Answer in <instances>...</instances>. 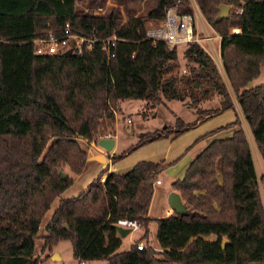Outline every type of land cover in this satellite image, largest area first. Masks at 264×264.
Returning <instances> with one entry per match:
<instances>
[{
    "label": "trees",
    "instance_id": "trees-1",
    "mask_svg": "<svg viewBox=\"0 0 264 264\" xmlns=\"http://www.w3.org/2000/svg\"><path fill=\"white\" fill-rule=\"evenodd\" d=\"M177 1L155 0L145 16L123 22L114 12L79 13L77 0H0V264H41L36 239L57 199L43 252L68 239L80 261L264 264V199L250 142L251 135L264 163V83L251 85L264 66V0H196L222 37L229 85L199 42L186 45L187 68L180 71L177 47L147 38V24L163 20ZM221 3L231 5L228 17L218 16ZM178 10L192 13L191 1L180 0ZM67 22L82 34L116 35L114 55L108 58L101 43L81 55L34 53L33 38L60 32ZM236 27L241 32H233ZM233 94L250 135L236 115L197 138L212 137L184 176L172 182L189 212L156 218L159 249L147 243L139 250L137 241L120 251L115 224L137 219L144 229L140 239H148L154 182L173 162L141 160L123 173L107 174L106 167L77 196L61 197L87 164L79 139L90 145L107 131L114 134L120 101L140 99L154 109L180 100L197 117L191 122L178 117L174 126L138 133L136 143L112 154L113 162L234 109ZM216 95L219 106L203 108ZM226 129H232L229 136L216 137ZM66 167L71 174L63 178Z\"/></svg>",
    "mask_w": 264,
    "mask_h": 264
},
{
    "label": "rangeland",
    "instance_id": "rangeland-1",
    "mask_svg": "<svg viewBox=\"0 0 264 264\" xmlns=\"http://www.w3.org/2000/svg\"><path fill=\"white\" fill-rule=\"evenodd\" d=\"M78 4V12L82 14H95V15H108L110 13H116L123 22H125L129 16H145L148 11L154 6L155 0H77ZM196 22L203 30H210L212 34V29L208 26V24L201 20L199 14L196 11ZM126 19V20H124ZM151 23L147 24V27L150 26ZM204 33L200 32V36H203ZM214 40L217 41L216 38ZM186 48L185 44L177 46V52L179 60L181 61L182 71L186 67V59L184 57V50ZM184 66V67H183ZM264 81V80H263ZM264 83V82H262ZM234 97V96H233ZM235 100V98H234ZM145 101L140 99H126L123 100L117 109V121L115 130L117 131V148L119 151L126 149L130 145L134 144L138 140L139 131L148 132L157 129L165 128L166 126H174L176 124V119L178 117L182 118L185 122H191L196 119L197 113L194 108L187 106L184 102L180 100H171L168 106L158 105L156 108L152 109L149 107H145ZM220 104V98L218 95L214 96L212 99L204 102L203 108H211L217 107ZM230 115V116H229ZM235 112L231 110L229 113L223 115L224 117H211L207 119L201 127L197 130V126L182 133L180 136L175 138L174 140L169 139V137H162L155 141L149 142L143 146L138 147L134 151H132L127 156L118 160V169L126 170L129 167L135 165L138 161H141L143 158H150L155 160H160L165 158L169 161L170 154L177 152L180 147H184L183 151L176 156L172 164L168 165L166 169L159 174V176L164 180L163 184L154 186V194L151 201V221L149 223V237L148 239H140L144 233V229L140 228L138 230H132L128 232L125 236H122V244L120 247V251L128 250L132 244L135 242L145 241L150 246L159 249V243L156 237L157 234V222L156 217H159L162 213H166V205L165 203V193L168 189L172 188V182L176 179H180L185 174L186 165L188 162V158L192 154H198L204 147L203 145L207 142L206 138L201 139L199 141L197 139V133L201 128H204L203 134L207 131H210L216 127H218V123L226 124L228 121V117H235ZM128 117V118H127ZM126 119H130L127 121ZM241 119L243 123L246 124L243 114L241 113ZM200 125V124H199ZM110 134L113 136L110 131L105 132L104 134ZM136 133V134H135ZM201 133V135H202ZM134 134V135H133ZM231 131L226 129L221 131L216 137H225L229 136ZM250 135V134H249ZM199 137V136H198ZM100 139V137L98 138ZM170 140L174 141L172 151L169 155L165 153L168 152L171 147ZM171 141V142H172ZM81 146L87 150L89 153L91 149H96L88 144V142L82 138L79 139ZM195 142V144H193ZM193 144V145H192ZM252 149H253V157L255 161V165L257 168V172L261 182V189L264 199V163L259 155L254 142L251 139ZM192 145V146H190ZM190 147V148H189ZM189 148V149H188ZM117 153V152H116ZM173 157V156H172ZM170 157V159L172 158ZM178 158V159H177ZM176 159V160H175ZM68 171V167H66V172ZM93 173V167L90 165L81 173V177H78L74 184L67 188L61 197H74L77 196L80 192H82L86 187V181L91 177ZM59 199L55 200L52 204L51 208L45 215L42 220L40 229H39V237L36 239V249L35 256H38L41 260V264H78L79 259H76L73 255L72 243L70 240L65 239L59 241L57 246L53 248L56 252L62 254V258L56 262L53 260V254H50V251L46 252L42 251L43 248V235L46 233V224L52 216L56 206L58 205ZM171 214H174L172 211ZM50 254V255H49ZM45 261L43 262V260ZM85 264H107V260H92L85 261ZM254 264V263H253Z\"/></svg>",
    "mask_w": 264,
    "mask_h": 264
},
{
    "label": "built area",
    "instance_id": "built-area-1",
    "mask_svg": "<svg viewBox=\"0 0 264 264\" xmlns=\"http://www.w3.org/2000/svg\"><path fill=\"white\" fill-rule=\"evenodd\" d=\"M178 0L175 4L169 6L165 13V18L159 22H151L146 28V36L154 42L161 40L167 43L170 48L178 45H187L190 42H201L204 37L200 36L198 24L196 22V10L191 13H180L178 10ZM193 9V8H192ZM239 11H242L240 9ZM198 13V12H197ZM116 35L99 38L95 32L90 34H82L73 30L71 24L67 22L60 32L49 31L44 36L32 39L34 44V53L37 55H55L67 53L71 50V54L81 55L85 50L91 49L96 43H101V48L107 53L108 58L114 55ZM186 71V69H183ZM130 121V119H128ZM112 137L110 134H103L100 138ZM102 181L106 180V175L101 177ZM156 182L160 183L158 179ZM115 225L138 230L141 223L137 219L120 218ZM137 249L142 250L147 247L145 241L137 242ZM78 264H85V261H79Z\"/></svg>",
    "mask_w": 264,
    "mask_h": 264
},
{
    "label": "crops",
    "instance_id": "crops-1",
    "mask_svg": "<svg viewBox=\"0 0 264 264\" xmlns=\"http://www.w3.org/2000/svg\"><path fill=\"white\" fill-rule=\"evenodd\" d=\"M191 1V6H192V8H193V10H196L197 12H198V14H199V16H200V18H201V20L205 23V21H206V23L208 24V26L212 29V32L214 33V34H212L211 32H210V30H203L200 26H198V31H199V33L201 32V33H204V35L202 36V37H204V39H202V41L200 42V44H201V46L206 50V51H208L210 54H211V56L214 58V60H215V62H216V64H217V66H218V68H219V70H220V72H221V74H222V76L224 77V79L226 80V82H227V84L229 85V81H228V78H227V75H226V72H225V70H224V66H223V61H222V57H221V49H220V45H221V35L220 34H218L215 30H214V28L209 24V22L206 20V18L204 17V15H203V13L201 12V10H200V7H199V5H198V3H197V1L196 0H190ZM130 17V16H129ZM124 20H126V19H124ZM233 32H235V33H239V32H241V28H239V27H236V28H233ZM214 38H216L217 39V41L216 40H214ZM184 67V66H183ZM185 69V68H184ZM264 80V66H263V69H262V73L260 74V76L257 78V79H255V81H253L252 83H251V85H256V84H262V82H264L263 81ZM233 100H234V98H235V100H234V104H235V108L234 109H229V110H226V111H224V112H222L221 114H218V116H216V117H224L223 115H225V114H227V113H229L231 110H233L234 112H235V114L236 115H238L240 118H241V113H242V111H241V109H240V106H239V103H238V101H237V98H236V96L233 94ZM220 98V97H219ZM123 101V100H122ZM122 101H120V104H121V102ZM171 101V100H170ZM170 101H168L167 102V104L165 105V106H168V104H169V102ZM144 103H146V102H144ZM204 105V103L202 104V106ZM204 107V106H203ZM243 114V113H242ZM236 115H235V117H236ZM230 116V115H229ZM244 116V115H243ZM235 117H228V119L230 120L231 118V120L230 121H228L227 123H229V122H231V121H233L234 119H235ZM116 118H117V111H116ZM128 118V117H127ZM245 119V118H244ZM127 121H128V119H126ZM242 120V119H241ZM207 121V120H206ZM205 122V121H204ZM204 122H202V123H199L200 125H198L197 126V130L201 127V125H207L206 123L205 124H203ZM243 122V121H242ZM219 125H218V127L219 126H221V125H224L223 123H218ZM244 124V126H245V128H246V130L248 131V133L250 134V131H249V128H248V125H247V123L245 124V123H243ZM203 130H205L204 128H201L200 130H199V132L197 133V138H199L200 136H202V135H204L202 132H204ZM228 130H230L231 131V133H232V129H228ZM139 132H143V131H139ZM137 134H138V132H136ZM135 133V134H136ZM201 133H202V135H201ZM134 135V134H133ZM199 136V137H198ZM114 139H115V144H114V146H113V149L112 150H110V151H105V156H106V158H107V160H106V162H100V161H98V160H95V159H88L87 160V164H86V166H85V169L90 165L91 167H93V173L91 174V177H89V179H87V181H86V186L98 175V173L101 171V170H103V169H105L106 167H108V172H107V174L108 173H110V172H117V173H123V172H126V171H128L129 169H131L132 167H129V168H127L126 170H119L118 169V167H117V165H118V161H116V162H113L112 160H111V156H112V154H114V153H116V152H118L119 151V148H117V143H118V140H117V131L115 130V134L112 136ZM210 138H212V137H210ZM169 139H171L170 137L167 139V140H169ZM208 139V138H207ZM251 139H252V137H251V135H250V142H251ZM172 140H174V139H172ZM172 140H170V144L169 145H171V147L169 148V150H168V152L167 153H165L166 155H169V153L172 151V148H173V143H174V141H172ZM197 140V139H196ZM196 140H195V142H196ZM172 141V142H171ZM211 141V139H208L207 140V142L203 145L204 147L206 146V144L207 143H209ZM252 141L254 142V140L252 139ZM195 142L193 143V144H195ZM192 144V145H193ZM254 144H255V142H254ZM192 145H190V146H192ZM91 146V145H90ZM255 146H256V144H255ZM204 147H202V148H204ZM251 147H252V144H251ZM183 148L184 147H180L178 150H177V152H175V153H173L172 155L170 154V157H172L171 159H170V157H169V161L167 160V159H165V158H162V159H160V160H155V159H150V158H143V159H141V160H151V161H162V160H164L166 163H170L171 162V160L173 159V158H175L176 156H178V154H180V152H182L183 151ZM190 148V147H189ZM188 148V149H189ZM253 148V147H252ZM256 149H257V151H258V148H257V146H256ZM200 150H202V149H200ZM252 151H253V149H252ZM98 153V151L95 149H91L90 150V152L88 153V155L90 156V155H92V154H97ZM258 153H259V151H258ZM196 154H192L189 158H188V162H187V164L189 165L190 164V162L192 161V159L194 158V156H195ZM259 155H260V153H259ZM261 156V155H260ZM174 160V159H173ZM188 165H186V169H187V167H188ZM84 169V170H85ZM185 169V170H186ZM83 170V171H84ZM68 172V175H70L71 174V172L68 170L67 171ZM163 172V171H162ZM107 174H105V175H107ZM73 177H74V182L76 181V179L78 178V177H81V173L80 174H74L73 175ZM158 179H160L161 180V182L160 183H158V182H156ZM163 182H164V180L158 175L157 176V179L155 180V182H154V186L155 185H161V184H163ZM74 184V183H73ZM72 184V185H73ZM71 185V186H72ZM86 188V187H85ZM171 191H177L176 189H174L173 188V186H172V188H170V189H168V191H166V193H165V205H166V213H162L161 215H159V217H156V218H160V217H166V216H168V215H170L171 213H172V211H173V209L171 208V206H170V204H169V202H168V197H169V194H170V192ZM178 192V191H177ZM152 204V203H151ZM151 204H150V208H149V213H148V215L151 217V215H150V211H151ZM174 212V211H173ZM175 213V212H174ZM128 234V233H127ZM118 236L119 237H121L122 238V236L119 234V232H118ZM57 246V245H56ZM54 253V254H53ZM50 254H53V260H55L56 262H58L61 258H62V254L61 253H59V252H56V250L53 248V251H50ZM49 254V255H50Z\"/></svg>",
    "mask_w": 264,
    "mask_h": 264
},
{
    "label": "water",
    "instance_id": "water-1",
    "mask_svg": "<svg viewBox=\"0 0 264 264\" xmlns=\"http://www.w3.org/2000/svg\"><path fill=\"white\" fill-rule=\"evenodd\" d=\"M231 10V5L227 3H221L219 6V14L218 16L220 18H225L229 16V12ZM68 54H71V50L67 52ZM115 144V139L113 137H107V138H100L98 140H93L90 142V145L98 151L97 154H92L88 157V159H95L100 162H106L107 158L105 156V151H110L113 149V146ZM61 175L63 178H66L68 176V172H61ZM168 202L173 209L175 213H188L189 210L187 209L186 205L183 202V199L179 192L177 191H171L168 197ZM67 226V225H66ZM119 234L121 236H125L128 232L131 230L129 228H125L122 226L115 225ZM227 239H223V246H225Z\"/></svg>",
    "mask_w": 264,
    "mask_h": 264
}]
</instances>
